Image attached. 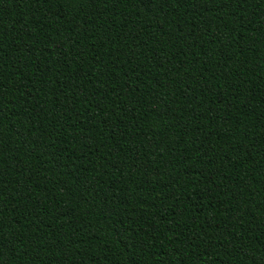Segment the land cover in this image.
<instances>
[{
  "label": "trees",
  "instance_id": "trees-1",
  "mask_svg": "<svg viewBox=\"0 0 264 264\" xmlns=\"http://www.w3.org/2000/svg\"><path fill=\"white\" fill-rule=\"evenodd\" d=\"M0 264H264V0H0Z\"/></svg>",
  "mask_w": 264,
  "mask_h": 264
},
{
  "label": "snow or ice",
  "instance_id": "snow-or-ice-1",
  "mask_svg": "<svg viewBox=\"0 0 264 264\" xmlns=\"http://www.w3.org/2000/svg\"><path fill=\"white\" fill-rule=\"evenodd\" d=\"M90 2H93V0H90ZM108 0H105V4H107ZM177 3H179L181 6H183L184 3H187L188 0H176ZM3 246V241L0 240V247ZM255 264V262H253Z\"/></svg>",
  "mask_w": 264,
  "mask_h": 264
}]
</instances>
